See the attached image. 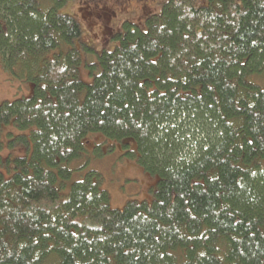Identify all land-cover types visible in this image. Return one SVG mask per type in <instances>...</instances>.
<instances>
[{"label": "trees", "instance_id": "obj_1", "mask_svg": "<svg viewBox=\"0 0 264 264\" xmlns=\"http://www.w3.org/2000/svg\"><path fill=\"white\" fill-rule=\"evenodd\" d=\"M67 1L0 0L2 68L30 87L0 104L27 153L0 170V264H264V0L123 20L90 82ZM103 138L155 177L150 203L73 179Z\"/></svg>", "mask_w": 264, "mask_h": 264}, {"label": "rangeland", "instance_id": "obj_2", "mask_svg": "<svg viewBox=\"0 0 264 264\" xmlns=\"http://www.w3.org/2000/svg\"><path fill=\"white\" fill-rule=\"evenodd\" d=\"M73 0L67 1L59 11L75 18L82 28V34L77 43L83 64L80 68V78L85 82L92 80L91 65L97 60L103 50H112L115 41L112 35L116 32L121 21L134 22L144 28V16L157 10L158 2L139 0ZM129 1V0H128ZM144 19V20H142ZM137 24L136 22H141ZM86 48L88 50H86ZM95 72L97 70L95 69ZM84 73V75H83ZM86 73V74H85ZM30 94L28 84L19 86L5 73L0 61V104L4 101L12 102L20 97ZM19 132L13 127L5 126L0 130V170L4 162L15 157H22L27 153L21 143L15 142ZM96 140V139H95ZM97 141V140H96ZM93 139L86 142L88 148L84 152L81 162L78 164V175L73 179L85 177V172L95 171L100 175V187L107 192L112 209H122L128 201L150 203L153 198L156 179L145 172L126 153L119 143L102 139L92 145ZM100 144L97 148L96 145ZM128 150V151H127Z\"/></svg>", "mask_w": 264, "mask_h": 264}, {"label": "flooded vegetation", "instance_id": "obj_3", "mask_svg": "<svg viewBox=\"0 0 264 264\" xmlns=\"http://www.w3.org/2000/svg\"><path fill=\"white\" fill-rule=\"evenodd\" d=\"M122 1V0H121ZM120 1V2H121ZM127 2H131V1H134V0H126ZM139 1H141L142 3H143V1H145V0H139ZM147 1H153V2H155V3H157L158 4V6H160L161 4H162V2H164V1H167V0H147ZM193 2L194 3H197V4H199V5H203V4H206L207 3V0H193Z\"/></svg>", "mask_w": 264, "mask_h": 264}]
</instances>
